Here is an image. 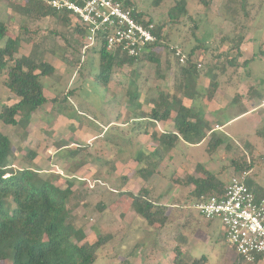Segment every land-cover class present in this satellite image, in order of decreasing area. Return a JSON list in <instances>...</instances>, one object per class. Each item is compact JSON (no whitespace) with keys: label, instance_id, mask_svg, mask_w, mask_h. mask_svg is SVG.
Returning <instances> with one entry per match:
<instances>
[{"label":"rangeland","instance_id":"obj_1","mask_svg":"<svg viewBox=\"0 0 264 264\" xmlns=\"http://www.w3.org/2000/svg\"><path fill=\"white\" fill-rule=\"evenodd\" d=\"M177 1L132 0L137 10L146 17L157 23H166L165 33L170 31L169 23L173 25L170 43L177 47V51L187 55L192 48L199 47L197 54L205 57L202 61V67H205L218 58L221 50H225L222 38L232 33L230 17L236 16L235 11H228L226 0H207L208 6L197 0H184L188 14L172 17L171 9ZM249 2L255 20L247 34V42L253 48L248 53L251 54L250 60L245 59L237 65H243L244 78L241 82H246L245 90L251 89L250 94L257 91L259 97L264 99V0ZM8 5L7 1L0 0V18L10 19L7 36L15 37L20 33V27L25 26L31 38V42L18 48L16 57L29 55L36 49L41 53L44 64L53 66L55 71L42 80L48 102L32 117L30 125L23 129L0 121V132L12 142L15 155L12 163L15 167H24L22 157L33 151L37 153L34 162L44 170V178L54 173L61 177L57 184L62 187H66L67 180L74 183V194L67 203V223L83 229L85 242L96 241L98 234L112 236L108 244L98 251L96 264H173L176 256L174 248L179 245L182 246L185 262L206 256L207 264H233L238 256L224 240L222 227L214 225L206 229L207 221L194 208L195 204L188 200L192 188L183 187L173 180H181L189 175L200 176L203 173L198 164L218 173L221 168L230 166L239 150L254 163L250 173L254 178V186L264 187V138L261 136L264 131V115L257 113V119L261 122L255 119V115H244L226 124L241 110L239 100L234 99L235 87L233 106L220 109L216 116L220 125H226L217 133L207 136L206 142L198 147L186 142H180L171 150L164 147L167 151L165 161L149 182H145L137 174L135 154L139 146H144L150 152L155 144L150 135L137 134L131 119L150 112L153 108L151 100L161 92H172L177 68L173 54L166 48L157 51L160 73H156L157 66L153 63L115 68L109 86H103L96 81L99 64L94 53L88 52L80 70L73 63L74 54L71 50L74 46L69 43L72 44L71 35L75 34L72 32L74 22L66 26L51 17L28 19ZM35 30L39 33L35 38L38 47L33 49ZM49 32H57L58 36L51 39ZM79 45L82 46L81 42ZM237 55L236 50L229 54L230 58ZM222 59L225 61V58ZM229 70L230 75L235 74L232 78L235 80L237 71L234 67ZM246 73L252 75L248 77ZM221 78L220 81L224 82L226 77ZM4 79L5 76L1 75L0 110L5 104L12 105L18 101L3 86ZM200 80L199 90L205 93L210 81L207 73H202ZM72 90L75 91L74 96H71ZM129 91L138 96L135 101L130 100L132 95ZM61 94L67 96L70 102L55 103ZM221 106L220 100L213 108ZM211 120L214 122L215 118ZM214 127L217 129V126ZM147 129L159 135L166 130V126L160 123L156 128L149 126ZM214 136L225 137L226 141H229V137L232 140L228 143L238 148H211V138ZM248 144L252 147L251 152L246 147ZM65 145L72 150L65 149ZM74 149L79 150L76 158L71 154ZM232 172V168H228L225 176L228 177ZM143 188L148 190L149 197L157 204L167 206L169 218L176 213L177 208H188L187 214L191 211L201 226L191 223L182 229L183 226L175 222L149 227L135 213L131 196L121 194H137ZM99 204L105 208L101 210Z\"/></svg>","mask_w":264,"mask_h":264},{"label":"trees","instance_id":"obj_2","mask_svg":"<svg viewBox=\"0 0 264 264\" xmlns=\"http://www.w3.org/2000/svg\"><path fill=\"white\" fill-rule=\"evenodd\" d=\"M4 1H7L8 6L15 12L26 16L28 19L41 20L51 17L66 26H70L73 22L68 14L51 10L37 0ZM121 1L128 7H135L132 0ZM197 1L205 6L209 5L207 0ZM176 3V6L171 9L170 15L172 17L186 16L188 8L184 0H179ZM250 5L249 0H226V8L228 11L234 9L236 15L230 17L233 24L232 33L229 32L230 34L222 38L224 46H226L225 50H221L218 58L215 61L212 60L205 67H202V61L205 57L197 54L199 47L192 48L187 55L182 52L181 55L185 58L184 62H181L180 58L176 56L177 47L170 43L173 29L171 23H169L170 31L165 33L166 23H157L150 18L155 24L154 34L158 37V41L139 58L130 57L121 51L108 52L104 46V41L101 42L100 47L84 51V31L75 24L72 32L77 37L75 38V34H72L73 42L72 44L68 42L70 46H74L71 50L74 54L73 63L80 70L88 52L94 53L99 64L96 81L103 86H109L115 68L132 67L138 63H153L157 66L156 73H160V58L157 51L162 48L168 49L174 56L177 68L172 92H161L157 98L151 100L153 108L150 112L131 119L134 123L133 129L136 130L137 134L150 135L155 144L150 152L143 146H139L135 154L138 162L137 174L143 181L149 182L165 161L167 151L164 147L171 150L176 148L180 142L199 145L212 131L210 123L205 118L203 107L196 105V101L201 98L211 100L219 87V81L217 78H211L205 93L198 91V81L202 73L221 76L226 72L228 66H237V57L230 58L229 54L233 50H236L238 55L240 54L255 20L251 14L252 7L250 8ZM140 14L145 16L141 12ZM9 21L8 18H0V43H3L0 46V76H5L3 86L16 96L18 101L12 105L5 104L1 107L0 121L8 126L26 129L30 125L32 117L37 115L48 102L42 80L44 77L53 74L55 69L49 64H44L41 53L35 49L38 47L35 42V38L39 35L37 30L33 32L32 41L35 50L31 51L32 53L29 55L16 57L18 48L24 43L31 42V38L28 36V29L25 26L20 27V33L15 37H8ZM57 36V32H49L51 39ZM80 42L82 46L79 45ZM222 57L225 58V61ZM70 93L71 96L75 95L74 90ZM129 94L132 95L130 98L132 101L138 98L137 95H133V92L129 91ZM60 97L55 103L66 104L68 101L70 102L67 96L61 94ZM184 99L190 100L191 105H186ZM243 114L245 112L240 115ZM158 123H165L168 127L159 135L155 131L150 133L147 129L150 124L154 128ZM261 136L264 138V131ZM211 141V148L217 149L222 146L225 149L236 150L238 148L231 146L221 138H212ZM64 147L70 149L67 145ZM246 147L249 152L252 151L250 144ZM236 152V157L231 161L230 166L221 168L218 173H213L198 164L203 173L200 176L189 175L181 180H173L171 177V180L183 187H191L188 200L197 204L222 190L232 177L248 172L249 177L245 181L246 185L254 192L257 199L263 198L264 187L254 186V178L250 174L254 163L247 159L241 151ZM78 153L79 150L74 149L71 154L73 158H76ZM36 154V152L30 151L22 157L21 161L25 166L15 167L12 163L15 156L12 142L8 136L0 132V264H96L98 251L108 244L112 236L98 234L96 241L85 242L86 234L83 229L67 223L69 213L67 203L74 194V183L67 180L66 187H62L57 184L61 177L58 174L54 175V173L49 178H44L42 176L44 170L40 169L34 162L37 157ZM262 160H264V156ZM228 168H232L233 172L227 177L225 174ZM223 177L225 178L223 179ZM121 194L131 196L135 213L149 227L162 226L165 223L170 225V223L174 224L175 222L180 223V227L183 226L182 229L191 223L201 226L200 221L195 220L191 211L187 214L188 208H177L176 213L171 216L172 219L169 218L167 206L157 204L156 201L152 200L146 188L137 194L131 192H121ZM98 206L101 207V210L105 208L102 204ZM200 216L205 219L202 215ZM190 220L192 221L190 222ZM206 221V229L220 225L214 220ZM223 238L227 242L224 233ZM230 248L235 252L234 248L231 246ZM174 252L176 256L173 264L208 263L206 256L185 262L182 257L181 245L176 246ZM263 259L264 254L257 256L255 262L247 263L238 256L233 264H258Z\"/></svg>","mask_w":264,"mask_h":264},{"label":"built area","instance_id":"obj_3","mask_svg":"<svg viewBox=\"0 0 264 264\" xmlns=\"http://www.w3.org/2000/svg\"><path fill=\"white\" fill-rule=\"evenodd\" d=\"M51 10L68 14L84 31V51L101 46L139 58L158 41L155 24L136 7L121 0H37ZM176 56H184L176 48ZM249 173L232 177L220 191L195 204L206 220L220 223L229 246L247 263L264 254V197L257 199L245 181Z\"/></svg>","mask_w":264,"mask_h":264},{"label":"crops","instance_id":"obj_4","mask_svg":"<svg viewBox=\"0 0 264 264\" xmlns=\"http://www.w3.org/2000/svg\"><path fill=\"white\" fill-rule=\"evenodd\" d=\"M248 39L249 38L247 37L246 41L244 42V44H243V46L241 48L240 54L237 55V61H236L237 64L238 63L242 64V62L245 61V59L247 61L250 60V57H251L250 55L251 54L248 55V53L251 52V50L253 48V45H251V46L249 45V43L247 42ZM254 57H256V55H254ZM242 66H238L237 65L236 67H234V69L237 71V75L235 77V80L232 79L235 74L233 76L229 74V72H231L229 70L230 66H228V69L226 70V72L223 75L219 76V77H217V75H215V74H207L209 79L217 78L218 81H220L221 77H223V78L226 77L223 80L224 82H222V80L219 82V87H218L214 97L211 100H208V99L206 100L205 98H201L200 100L196 101V105H199V106L203 107L204 114H205V111H206L205 118L209 114V116H207L206 120L210 123V127L212 128V131L210 133H208V136L213 135V133H217L218 131H220L223 128V126H225L229 122L237 119L240 116H244V115H246V116H250L251 115L252 116V115H255V119L258 121L257 113H262V115H264V99L259 97L257 91H255V92L253 91L254 93L250 94L249 91L251 89L247 90V91L245 90L247 88L246 82L244 84L241 82V80H243V78H244V76H242L243 73H244L242 71ZM236 71L234 73H236ZM246 74H247L248 77H249V75L250 76L252 75V73H246ZM223 78H221V79H223ZM200 82H201V80L198 81V85H197L198 86V91H200L199 90ZM239 86H241L240 89H238ZM235 87H236V89H235V91H236L235 95L236 96H235L234 99H238L239 100V106H240L239 108L241 109L240 113L238 115H235L233 118H230L229 121L225 125H220V123L216 119V116L219 114V110L220 109L226 108V107H229V106H233V102L235 101V100H233V89ZM241 91H242V93H241ZM227 97H229V98H227ZM226 99H229V100H226ZM220 100H221V105L222 106L219 107V108L214 109L213 108L214 104H216V102H219ZM223 100H225L226 103L224 102L222 104ZM184 103L186 105H188V106L191 105V101L190 100L184 99ZM262 108H263V110L261 112H257L258 110H260ZM242 112H245V114L240 115V114H242ZM210 117L215 118V121L213 122V120H211L212 118H210ZM260 120H261V118H260ZM258 122H261V121H258ZM159 124L160 123H158L154 128L159 126ZM162 124H165V123H162ZM150 126H152V125L150 124ZM165 126L168 127L167 124H165ZM214 126H217V129ZM212 138H214V139L221 138L227 143L232 140L231 138L227 137L229 139V141L228 140L226 141V138L225 137H221V136H219V137L214 136ZM206 140H207V138L202 143L204 144L206 142ZM201 144H199V145H201ZM199 145H193V146L194 147H198ZM35 164L37 165L36 162H35ZM262 262L264 263V259L261 260L259 263H262Z\"/></svg>","mask_w":264,"mask_h":264}]
</instances>
